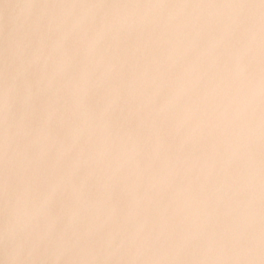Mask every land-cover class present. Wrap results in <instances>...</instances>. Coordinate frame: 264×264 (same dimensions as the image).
I'll return each mask as SVG.
<instances>
[{
	"label": "water",
	"instance_id": "water-1",
	"mask_svg": "<svg viewBox=\"0 0 264 264\" xmlns=\"http://www.w3.org/2000/svg\"><path fill=\"white\" fill-rule=\"evenodd\" d=\"M0 264H264V0H0Z\"/></svg>",
	"mask_w": 264,
	"mask_h": 264
}]
</instances>
